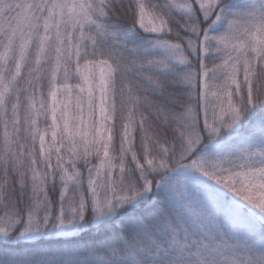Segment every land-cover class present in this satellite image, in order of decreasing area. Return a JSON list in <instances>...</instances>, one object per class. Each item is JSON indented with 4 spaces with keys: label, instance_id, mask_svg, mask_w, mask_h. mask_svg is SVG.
Instances as JSON below:
<instances>
[{
    "label": "snow or ice",
    "instance_id": "6c2138e0",
    "mask_svg": "<svg viewBox=\"0 0 264 264\" xmlns=\"http://www.w3.org/2000/svg\"><path fill=\"white\" fill-rule=\"evenodd\" d=\"M0 264H264V0H0Z\"/></svg>",
    "mask_w": 264,
    "mask_h": 264
}]
</instances>
